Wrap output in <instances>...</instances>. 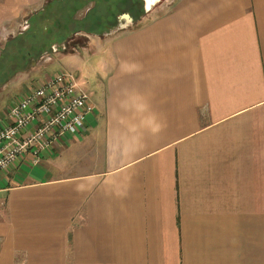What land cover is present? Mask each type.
Instances as JSON below:
<instances>
[{
  "label": "crops",
  "instance_id": "0c3cea01",
  "mask_svg": "<svg viewBox=\"0 0 264 264\" xmlns=\"http://www.w3.org/2000/svg\"><path fill=\"white\" fill-rule=\"evenodd\" d=\"M40 1L0 0V54ZM149 14L61 54L94 110L0 173V264H264V0ZM49 53L0 84V129Z\"/></svg>",
  "mask_w": 264,
  "mask_h": 264
},
{
  "label": "built area",
  "instance_id": "2783aa9c",
  "mask_svg": "<svg viewBox=\"0 0 264 264\" xmlns=\"http://www.w3.org/2000/svg\"><path fill=\"white\" fill-rule=\"evenodd\" d=\"M94 105L71 72L56 71L8 108L10 122L0 129V173L20 154L37 162L59 136L81 135Z\"/></svg>",
  "mask_w": 264,
  "mask_h": 264
},
{
  "label": "trees",
  "instance_id": "16d2710c",
  "mask_svg": "<svg viewBox=\"0 0 264 264\" xmlns=\"http://www.w3.org/2000/svg\"><path fill=\"white\" fill-rule=\"evenodd\" d=\"M128 2L133 3L136 11H131L139 17L143 12L140 0L46 1L28 16V28L6 41L0 54V84L15 72L28 69L43 53L50 52L54 45L59 47L73 34L102 35L111 31ZM83 8L87 10L79 16Z\"/></svg>",
  "mask_w": 264,
  "mask_h": 264
},
{
  "label": "rangeland",
  "instance_id": "374dc122",
  "mask_svg": "<svg viewBox=\"0 0 264 264\" xmlns=\"http://www.w3.org/2000/svg\"><path fill=\"white\" fill-rule=\"evenodd\" d=\"M46 1H48V0H41L39 2V4L36 5V7H35V9L33 11H36L37 9H40ZM140 2H141V0H140ZM151 2H152V4L149 6V8H150L149 11L150 12L149 11L148 12L149 13H154V15H158L160 13L167 12L170 9V7L172 6L174 0H148V4H150ZM132 5H133L132 2H130V3L128 2L126 4V6L128 8L126 7V9H125L126 11H124L125 13H127V12H128V14L130 13V15L132 14L131 16H133V12H134V11H131V9L133 8ZM85 8H83V9H81L79 11V13H78L79 16H83V14L87 10ZM133 10H134V8H133ZM149 13L148 14L144 13L141 18L135 17L136 20L133 21L132 23L130 21H128V22H119V24L117 23V25H116V27L114 29L118 28L115 31L120 32L119 30L122 31V29L126 30V29H130L132 27H136L138 24L143 23L145 20H147L148 17L150 18L151 14H149ZM146 14H147L148 17L146 16ZM118 16H119V14H118ZM28 25L29 24L27 23L26 29L28 28ZM120 25H124L125 28L124 27H120ZM18 32H20V31H18ZM118 32H114V33H118ZM97 37H98V35H96V34H88V33H85V32H78L76 34H73V36L71 38L74 41H80L81 40V44L79 45V47L75 46L74 44H72V40L70 41V39L68 41L62 43L61 45H59V47L54 45L53 49L50 51L51 53H49L50 55H52V57L54 59L52 61L46 63L45 65L42 64L41 66H38L37 69H39V70L42 69V72H45L47 74H49V73L52 74L55 71H65V72H72V73H74L77 76V73L75 72V68L76 67H73V66H75V64L71 63V61H69L70 57L61 56V54L74 53L75 55H78L80 57V55H81L80 46L82 45V40H87V39H95L96 40ZM11 38L12 37H10L9 39H11ZM52 51H54V52H52ZM47 53L48 52H45L43 54H47ZM57 53H58V55H57ZM54 54H56V55H54ZM21 71H23V70H21ZM83 87L85 89H87V90L94 91L93 88L91 87V85L88 82H83Z\"/></svg>",
  "mask_w": 264,
  "mask_h": 264
},
{
  "label": "flooded vegetation",
  "instance_id": "af4514ba",
  "mask_svg": "<svg viewBox=\"0 0 264 264\" xmlns=\"http://www.w3.org/2000/svg\"><path fill=\"white\" fill-rule=\"evenodd\" d=\"M144 8H145V1H144V4H143ZM133 19V18H132Z\"/></svg>",
  "mask_w": 264,
  "mask_h": 264
}]
</instances>
